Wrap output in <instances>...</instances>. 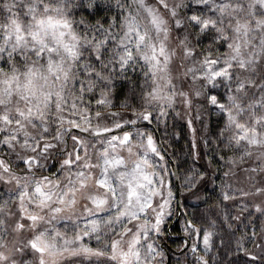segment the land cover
<instances>
[{"label": "snow or ice", "instance_id": "1", "mask_svg": "<svg viewBox=\"0 0 264 264\" xmlns=\"http://www.w3.org/2000/svg\"><path fill=\"white\" fill-rule=\"evenodd\" d=\"M173 258L264 264V0H0V264Z\"/></svg>", "mask_w": 264, "mask_h": 264}, {"label": "trees", "instance_id": "2", "mask_svg": "<svg viewBox=\"0 0 264 264\" xmlns=\"http://www.w3.org/2000/svg\"><path fill=\"white\" fill-rule=\"evenodd\" d=\"M127 92V88H124L121 90V95L117 97V100L122 99L124 93ZM169 123V130L170 131H175V132H180L181 133V139L179 140V143L176 145L177 148L181 146H186L187 142L190 141L188 129L185 125V123L181 121L176 122V127L175 129L171 128V125L173 124V120L171 117H169L168 120ZM154 127V125H153ZM199 127V125H197ZM168 151L171 152L172 148H168ZM182 221L183 219H178L171 220L165 225L166 228V236L164 237V243L167 246L168 249H170L169 255L172 256L173 253L177 252L178 246L180 245L181 242L184 240V232L182 231ZM182 259V257H181ZM170 264H176L175 258H173L170 262Z\"/></svg>", "mask_w": 264, "mask_h": 264}, {"label": "rangeland", "instance_id": "3", "mask_svg": "<svg viewBox=\"0 0 264 264\" xmlns=\"http://www.w3.org/2000/svg\"><path fill=\"white\" fill-rule=\"evenodd\" d=\"M181 122H183V123H185L184 121H181ZM185 125H186V123H185ZM186 127H187V125H186ZM188 129V128H187ZM188 133H189V137H190V139H191V133H190V130L188 129ZM177 215H179V213H177ZM183 219V217H179V219ZM176 219V221L178 220V218L176 217V216H174L173 218H172V220H175ZM167 225V224H166ZM183 242H181L180 243V245L182 244Z\"/></svg>", "mask_w": 264, "mask_h": 264}]
</instances>
